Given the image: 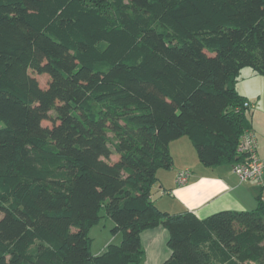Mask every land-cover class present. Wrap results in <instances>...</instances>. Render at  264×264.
Segmentation results:
<instances>
[{"label": "trees", "instance_id": "16d2710c", "mask_svg": "<svg viewBox=\"0 0 264 264\" xmlns=\"http://www.w3.org/2000/svg\"><path fill=\"white\" fill-rule=\"evenodd\" d=\"M246 69L264 77V0H0V264H142L157 227L163 264H264L262 195L207 218L153 199L179 139L204 167L245 161ZM104 216L123 238L95 256Z\"/></svg>", "mask_w": 264, "mask_h": 264}, {"label": "crops", "instance_id": "0c3cea01", "mask_svg": "<svg viewBox=\"0 0 264 264\" xmlns=\"http://www.w3.org/2000/svg\"><path fill=\"white\" fill-rule=\"evenodd\" d=\"M247 73L249 76L240 81L241 92L250 101L252 131L257 137L258 155L264 159V77L253 71ZM188 143V140L183 139L173 142L170 146L175 161L174 167L169 171H160V183L154 187L153 199L159 208L171 214L193 213L200 218H207L224 210L253 211L257 208L258 197L262 195L264 199V176L261 183L241 182L233 166L207 168L199 165L196 153L188 150V146L192 148ZM183 169H190L193 174L187 185L178 186L176 177ZM122 238L117 234L109 239L107 234L95 255L106 250L109 244L122 241ZM168 239L169 232L164 227L143 232V264H163L170 256V251L165 254Z\"/></svg>", "mask_w": 264, "mask_h": 264}, {"label": "built area", "instance_id": "2783aa9c", "mask_svg": "<svg viewBox=\"0 0 264 264\" xmlns=\"http://www.w3.org/2000/svg\"><path fill=\"white\" fill-rule=\"evenodd\" d=\"M238 152L245 161L236 164L234 172L241 182L256 181L261 183L264 176V159L258 156V141L253 131H246L240 139ZM187 177L182 174L179 182L184 185Z\"/></svg>", "mask_w": 264, "mask_h": 264}, {"label": "rangeland", "instance_id": "374dc122", "mask_svg": "<svg viewBox=\"0 0 264 264\" xmlns=\"http://www.w3.org/2000/svg\"><path fill=\"white\" fill-rule=\"evenodd\" d=\"M45 62H43L42 70H40V71H31L30 72V74L38 81V83H39V85H40V87L42 89H46L48 87L50 81L53 78V75L49 71L46 70V68H45L46 63ZM247 71H251L252 72V70H243L241 72V76L238 78L240 81H243L244 79H246V76L247 77L249 76ZM238 88H239L240 91H242V85L240 84V82L238 84ZM52 115H55V113L52 112ZM249 116L251 117V110H249ZM43 125L47 126V127H51L52 126V122L51 121H44ZM183 139L184 140H188L186 138H183ZM183 139H179L178 141L183 140ZM188 145L192 146V148H189V146H188V150L195 154L197 151L194 148V146L192 144H190V143H188ZM196 155H197V153H196ZM197 158H198V155H197ZM118 159H119V157L117 155H115L114 157H112L111 161H113V160L117 161ZM198 164L201 165L200 162ZM210 216H212V215H210ZM105 217L106 216H104V218ZM104 218H103V220L101 221V223L99 225H97V226L92 228L93 230L90 233V236L94 239L93 244H92V249H91L93 255H95V253L99 250L98 248L102 245V239H105L107 234L109 236V239H112L115 236V234H114V232L112 230V228L114 226V222L111 219H109V218L108 219H106V218L104 219ZM202 218H204V217H202ZM100 230H101V232H100ZM119 234L123 237V232H119ZM120 243H121V241L120 242L116 241L114 244H120ZM169 251H170V249L168 248V246H166L165 254H168ZM95 256H97V255H95Z\"/></svg>", "mask_w": 264, "mask_h": 264}]
</instances>
